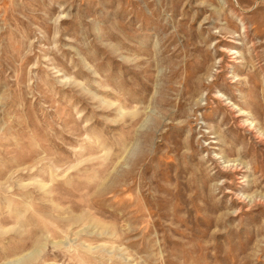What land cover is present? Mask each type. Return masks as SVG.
I'll return each mask as SVG.
<instances>
[{"label": "rangeland", "instance_id": "obj_1", "mask_svg": "<svg viewBox=\"0 0 264 264\" xmlns=\"http://www.w3.org/2000/svg\"><path fill=\"white\" fill-rule=\"evenodd\" d=\"M0 264H264V0H0Z\"/></svg>", "mask_w": 264, "mask_h": 264}]
</instances>
